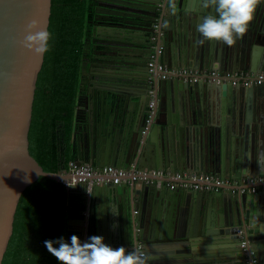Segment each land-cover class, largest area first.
Listing matches in <instances>:
<instances>
[{"label":"water","instance_id":"water-1","mask_svg":"<svg viewBox=\"0 0 264 264\" xmlns=\"http://www.w3.org/2000/svg\"><path fill=\"white\" fill-rule=\"evenodd\" d=\"M121 1L130 12L125 16L108 12L106 23L93 28H106L114 43L103 45L106 49L100 56L105 65L95 62L90 71L91 86L98 82L105 86L99 95H93L97 110L91 109L90 103L86 106L87 135L85 145L77 150V162L127 163L140 169L170 171L212 170L222 176L246 175L243 171L247 169L264 173V82L234 85L161 79L156 72L150 75L147 66L152 43H159L166 47L159 60L170 67L264 70V3L257 8L247 33L229 47L217 41L195 43L201 38L196 26L209 11L199 0H177L174 15L166 0ZM51 5L52 0H0V264L23 190L40 175L61 180L68 177L63 170H45L29 150L33 101L44 54H33L19 41L33 20L48 29ZM150 90L155 107L144 131ZM129 96L136 97L133 111ZM92 111L94 123L90 121ZM80 133L74 130L77 142ZM91 186L107 190L103 184ZM112 193H122L123 205L132 199L139 207V214L126 219L125 242L131 251L141 240L143 248L155 257L149 264L231 259L235 261L232 264H244L241 240L247 241L256 264H264V228L259 223L264 219V206L259 192L184 188L169 192L164 183L131 181L125 187L115 184ZM74 223L84 220L68 219V224ZM131 224L137 227L134 233ZM214 242H225L230 248L210 251L208 245Z\"/></svg>","mask_w":264,"mask_h":264},{"label":"trees","instance_id":"trees-1","mask_svg":"<svg viewBox=\"0 0 264 264\" xmlns=\"http://www.w3.org/2000/svg\"><path fill=\"white\" fill-rule=\"evenodd\" d=\"M94 5L93 0H52V38L38 73L29 128L30 153L47 171H66L69 161L77 160L74 130L84 122L78 101L84 60L92 58L86 27ZM68 192L63 180L44 175L23 190L1 264H59L44 241H66L72 232L68 219L84 209Z\"/></svg>","mask_w":264,"mask_h":264},{"label":"built area","instance_id":"built-area-1","mask_svg":"<svg viewBox=\"0 0 264 264\" xmlns=\"http://www.w3.org/2000/svg\"><path fill=\"white\" fill-rule=\"evenodd\" d=\"M156 28V24L153 25ZM155 39V35L152 37ZM147 66L150 75L156 72L158 78L178 77L188 81H215L228 82L234 85H251L264 82V70L251 71L249 69H194L191 67H170L159 60L163 51V45L152 43ZM150 98L147 105L144 131L152 120L155 100L153 91H149ZM68 177L63 180L69 187L71 184L84 183L89 188L93 183L97 184H121L124 181H143L161 185L166 183L169 188H188L193 190H230L232 193L264 192V173L240 176H222L212 170L209 171H170L169 169H140L135 165L116 166L111 164L92 165L87 162L78 163L71 160L65 171ZM137 212L136 209L133 210ZM134 231L137 227L134 226ZM82 237V241L87 240ZM143 248V242L137 240L135 247ZM239 247L244 254V264H256L252 250L247 241L241 240Z\"/></svg>","mask_w":264,"mask_h":264},{"label":"crops","instance_id":"crops-1","mask_svg":"<svg viewBox=\"0 0 264 264\" xmlns=\"http://www.w3.org/2000/svg\"><path fill=\"white\" fill-rule=\"evenodd\" d=\"M125 8H126V4L122 2L121 0H101L99 4L98 13L107 15L108 12L116 11V12L123 13L125 16V13L130 12L128 10H125ZM93 31H95L94 39L96 40V42H98L96 48L99 47L98 49L99 51L94 50V47H93V51L91 52L92 58L84 60V67L82 69L83 78L81 79L83 90L79 95V101H78L79 102L78 108L80 109L79 114L83 115L82 119L84 122H82L79 125V127H77V131H80L81 133H80V139L78 140V142L75 138L76 154H77L78 148L82 149V147L85 145V137L87 135V121H88L87 120L88 112L86 109V105H89L90 103L91 109L97 110L96 109L97 100L96 102L94 101V96L96 95V93L99 95L102 91L103 86H105L103 85L102 82H98L96 86H91L92 79H91L90 71L94 69L95 62H97V65L98 64L105 65L106 61H104L102 57L100 56L101 54L104 53V49H106L104 48L103 45L107 46L110 43H114L113 41L109 40V36L106 31V28L98 27V29L95 28L93 29ZM238 46H241V44L240 45L238 44ZM163 50L164 51H162V54H161L162 57L166 53L165 46ZM94 52L97 55L99 54L100 57L93 55ZM102 69L104 71L108 70L104 67ZM128 104L130 105V109L133 111L134 107L137 105L136 97L129 96ZM94 114L95 112L92 111L91 119H90L91 123H94V117H93ZM118 127H121V126H118ZM126 165H132V164L126 163L121 166H126ZM256 172L257 171L252 172V170L247 169V171H243V174H246V175L257 174ZM234 176H240V174L238 173V174H235ZM130 182L131 181L129 180L124 181L123 183H121V186L125 187ZM151 184H155V183H151ZM97 185H100V184H97ZM103 185L107 187V190H104L103 192L98 189L94 190L92 186H90L86 192L85 191L86 186L84 183H78L77 186L69 188V192H68L69 199L71 201H82V203L84 204V209L80 211V213H78L77 215L73 216L72 218L83 219L84 223L69 224L72 232L66 237V242H70V237L73 234L78 235L82 241V237L84 235H86L87 238H89L90 236L95 235V230L98 229L99 232L97 233H99V235L104 238V242L106 244L114 248L124 246L126 250L129 251V249H127L126 242H125L127 230H128L126 219L127 217L130 219V217H133L134 215L139 214L140 212L139 207L133 205L132 199H129L127 204L123 205V203L121 202L122 193L118 195H115L112 193V189L115 186V184H103ZM155 185L161 186L158 184H155ZM164 187L169 192L174 191V189L169 188L166 183H164ZM176 188L183 189L182 187H176ZM184 189H188V188H184ZM95 191H97V193L93 197L92 195H94L93 192ZM223 191L224 193L231 192L230 190H223ZM259 195L262 197L259 201L261 205L264 206V192H259ZM134 209L137 210L136 213L133 212ZM261 222H262V227L264 228V219L259 220V223ZM130 229L132 230V232L134 231V226L132 224L130 226ZM226 244L227 243L225 242H221V243L214 242L208 245V247H210L209 248L210 251L228 250L230 247H228V245L226 246ZM158 249H161V248H158ZM144 250L147 252L146 247H144ZM220 253L225 254L226 252H220ZM233 262H235L234 259H231L230 261L217 260V262H214V263L206 262L204 264H232Z\"/></svg>","mask_w":264,"mask_h":264},{"label":"clouds","instance_id":"clouds-1","mask_svg":"<svg viewBox=\"0 0 264 264\" xmlns=\"http://www.w3.org/2000/svg\"><path fill=\"white\" fill-rule=\"evenodd\" d=\"M264 0H199L204 9H209L196 31L200 39L197 45L206 41H217L231 47L236 40L243 38L255 17L257 8ZM170 14L177 11V0H166ZM51 33L40 28L33 20L27 26V34L19 41L20 45L33 54L43 55L49 51ZM27 179V178H26ZM58 244V247H54ZM44 245L59 264H149L155 257L137 246L128 251L124 246L112 247L104 242L100 235H92L81 241L78 235H71L70 243L64 237L45 240Z\"/></svg>","mask_w":264,"mask_h":264},{"label":"flooded vegetation","instance_id":"flooded-vegetation-1","mask_svg":"<svg viewBox=\"0 0 264 264\" xmlns=\"http://www.w3.org/2000/svg\"><path fill=\"white\" fill-rule=\"evenodd\" d=\"M93 2H94V9H93V17H92V19H89V21H88V25H87V27H86V30L88 31H90L89 32V35H88V40H87V45L89 46V48L91 49H93V47H94V50H98L99 49V47L98 48H96V46H97V43L98 42H96V40L94 39V36L92 35V32H93V28H94V26L95 25H97V24H102V23H106L105 21L106 20H104V18H106L107 16H108V14L107 15H104V14H102V13H96L95 12V8H97V6H99V4H100V2H101V0H93ZM99 9V8H98ZM98 11V10H97ZM95 15H97L98 17H100L99 19H97V18H95ZM89 42V43H88ZM88 46H87V48H88ZM99 51V50H98ZM96 95H98V94H96ZM87 106V105H86Z\"/></svg>","mask_w":264,"mask_h":264}]
</instances>
